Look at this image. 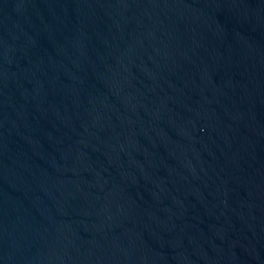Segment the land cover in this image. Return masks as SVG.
<instances>
[{"label": "water", "instance_id": "95a60500", "mask_svg": "<svg viewBox=\"0 0 264 264\" xmlns=\"http://www.w3.org/2000/svg\"><path fill=\"white\" fill-rule=\"evenodd\" d=\"M0 264H264V0H0Z\"/></svg>", "mask_w": 264, "mask_h": 264}]
</instances>
